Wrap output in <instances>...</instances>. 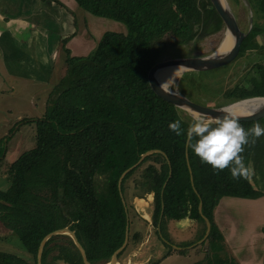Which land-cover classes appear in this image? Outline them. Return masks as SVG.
<instances>
[{"label":"trees","instance_id":"1","mask_svg":"<svg viewBox=\"0 0 264 264\" xmlns=\"http://www.w3.org/2000/svg\"><path fill=\"white\" fill-rule=\"evenodd\" d=\"M75 1L96 17L123 24L126 32L104 33L87 56H72L67 48L77 34L76 27L61 40L65 75L50 94L45 116L34 121L35 147L10 167V188L0 191V223L21 241L34 263L0 251V264H38L42 241L64 228L76 233L91 264H108L126 240V183L145 165L140 187L155 194L153 226L157 232L163 231L167 220L189 217L203 222V239L206 217L212 224L207 242L213 256L204 261L232 264L234 260L214 258L224 250L214 212L225 197L257 200L264 196V136L245 146L242 153L246 165L260 175L263 184L257 189L249 176L233 179L227 168L214 170L201 163L187 148L186 136L168 127L180 120L186 129L192 118L157 96L148 80L162 55L158 40L167 35L180 44L204 39L222 29L221 17L206 0ZM249 2L264 19V0ZM258 35L264 37V24L255 26L242 43L239 57L249 62L229 93L231 102L264 98V43L260 44ZM235 76L227 74L229 80ZM210 85L209 78L200 85L206 97H227L229 86H218L216 91ZM240 123L245 129L256 123L264 126V120ZM154 150L162 153L147 156L120 186L123 173ZM42 264L84 261L69 235H56L45 244Z\"/></svg>","mask_w":264,"mask_h":264},{"label":"rangeland","instance_id":"2","mask_svg":"<svg viewBox=\"0 0 264 264\" xmlns=\"http://www.w3.org/2000/svg\"><path fill=\"white\" fill-rule=\"evenodd\" d=\"M206 1L209 2V0ZM224 1L236 18L240 29L246 35L250 33L255 26L262 28L264 19L261 18V15L257 14L253 8L254 6L250 4L249 0ZM83 12L86 14L85 20H80V26L86 27L85 21H89V24L101 30V33H103L101 35L96 31H92V40L96 42V45L98 43V38H102L104 33L126 30V27L121 23L96 17L84 10ZM80 26H77L76 30H79ZM227 30L228 29L223 23L222 29L218 32L204 39H195L188 44H180L175 37L167 35L156 43V46L162 53L159 62L190 57L212 56L220 47ZM81 36L83 37L84 35L81 33ZM256 38L260 44L264 43V37H262V35H258ZM246 59L238 57L225 69L214 72H183L177 80L169 86V90L177 92L179 95L187 97L193 102L212 108H221L239 103L240 101L231 102L233 98H231L229 93L235 88L234 85L239 80L237 77L242 75L241 68L246 61L249 62V60ZM3 63L4 62L0 60V191H7L11 185L9 179L10 167H12L24 153L33 149L36 145V123L30 120L32 117L29 116L32 115L33 103L32 100H23L20 96L23 91H27L30 95L29 90L38 85H31L28 81L13 80L10 76L6 75V73L2 72L1 65H5ZM262 63L264 64V60H262ZM230 73L236 74L233 80H229L227 77V74ZM206 78H209L211 82L210 86L215 87L216 91L218 86H229L230 89L227 92V97H206L200 88V85ZM24 86L27 87V90ZM178 109L180 113L187 118L198 117L185 108ZM42 111H44V108H41L38 114ZM35 115H37V113ZM19 117L23 119H19ZM146 166L147 165L142 167L139 170L141 172L136 173L125 186L124 197L128 208L127 211H129V223L131 222L129 242L131 240L135 241V234H138L135 232V229L138 230V227L141 228L140 224H137L135 228L132 227V224L136 223L137 220L141 221L140 215L146 213L144 208H137L135 204H133V200L136 196H140L141 194L142 196L144 195V197L146 196V193H143L144 189L140 187L142 172ZM249 169L250 174L248 176L252 184L255 188L261 189V184L263 183L260 184V175L255 171L252 165L249 166ZM137 209L141 211L138 213ZM149 213L153 216L154 206L149 209ZM214 220L219 228L220 234L224 237L222 243L224 250L220 255H214L215 260H219V258L222 257L224 260H234L232 264H264V196L257 200L225 197L221 200L214 212ZM150 222L152 223L150 233L146 235L144 232V235L150 236V238H148L149 240L144 246L142 253L143 257L141 258V255L139 256V259L143 261L147 260V258L149 259L146 264H196L198 261L203 262L205 259L208 261V259L212 258L213 254L209 252L208 239L204 242L201 239L204 234L203 222L194 221L189 217L179 221L173 220V224L176 225L174 229L169 226L170 222L167 220L165 225H162V232L161 230L157 232V229L153 226L152 219H150ZM142 239L147 238L143 236ZM165 243L170 247H167ZM134 244H136V242ZM0 251L15 254L34 263L33 256L27 252L21 241L1 223ZM183 251L186 253L181 254ZM169 255L172 256L168 258ZM204 264L208 263L204 261Z\"/></svg>","mask_w":264,"mask_h":264},{"label":"crops","instance_id":"3","mask_svg":"<svg viewBox=\"0 0 264 264\" xmlns=\"http://www.w3.org/2000/svg\"><path fill=\"white\" fill-rule=\"evenodd\" d=\"M58 1L60 4L43 0H0V60L5 64L1 65L2 72L13 80L38 85L29 88L30 95L23 91L24 94L20 96L23 100H32V115H29L32 121L44 117L50 94L65 75L61 40L76 31L75 27L80 26L81 19L85 20L86 14L75 0ZM88 22L85 21L86 27L80 26V31L77 30V34L67 44L72 56H87L94 50L96 42L92 40V31L103 34ZM120 32L124 33L126 30ZM24 88L27 90L26 86ZM41 108H44V111L38 114ZM143 193H146L147 197L141 194L133 200L137 208H144L146 212L140 213L141 221L137 220L132 224L134 228L137 224L141 225V228L135 229L138 239L129 242L125 255L123 254L120 260L118 258V264H146L149 261L148 258L145 261L140 260L139 256L143 257L144 246L150 238L146 235L152 229L150 219L153 221V216L151 217L149 209L154 206L155 194L145 190ZM140 211L137 209L138 213ZM168 222L169 226L176 228L173 220ZM130 224L131 222L129 227ZM143 236L147 239H142ZM170 256L172 255L168 258Z\"/></svg>","mask_w":264,"mask_h":264},{"label":"water","instance_id":"4","mask_svg":"<svg viewBox=\"0 0 264 264\" xmlns=\"http://www.w3.org/2000/svg\"><path fill=\"white\" fill-rule=\"evenodd\" d=\"M209 2L213 5V7L217 11L218 15L221 17L224 25L226 26L228 31L231 33V35L234 37V44H233L232 50L228 54H226L224 56H220V57L212 55L209 57H190V58H182V59L158 62L156 65H154L152 67V69L150 70L149 75H148L149 84L157 96H159L164 101L169 102L170 104H173L177 108H185V109L191 111L192 113L195 114V116L197 115L198 117H200L201 115L218 116V115H222V113L217 111L220 108H212V107H208V106L198 104L196 102L191 101L187 97L179 95L177 92L166 89L165 87H163L159 83V81L157 80L156 77H157L158 72H160L163 69H167V68H171V67L172 68H181V69H183V72H186V71H194V72L210 71V72H214L216 70H220V69H223V68L229 66L239 57L240 52H241L242 43L246 37V34L240 29L236 18L234 17L232 12L230 11V8L228 7V5L226 4L225 1H223V0H209ZM252 99H254V98H252ZM248 101H249V99H248ZM242 102H245V101L244 100L240 101L239 103L230 105V107L233 108L234 106H236ZM262 106H264V104ZM232 111H233V113H235L237 116L240 117V122H257V121L264 120V110H260V111L255 110L252 113L245 114V115L237 114V112H235L234 109ZM154 153H162V152L158 151V150H154V151H149V152L143 154L141 156L140 162L137 165H135L134 167L130 168L129 170H127L126 172L123 173V175L121 176L120 181H119L120 186L122 185V181L125 178V176L131 170H133L135 167H137L147 156L152 155ZM188 157L189 156L187 153V159H189ZM190 171H191V168H190ZM191 173H192V171H191ZM123 198H124V196H123ZM124 203L126 204L125 200H124ZM199 212L201 215H203L202 204L199 207ZM204 219H205V222L207 225V231H206V235L202 239L203 242L208 239V237L210 236L211 231H212L211 221L206 217H204ZM129 231H130V227L128 224L127 230H126V240H125L123 246L115 252L112 260L108 264H118L119 254L128 245ZM56 235H69L73 239L78 250L80 251L82 258H83V261H84V264H91L88 260V257H87V254H86L84 247L82 246V244L78 240L76 233L69 228L57 230V231L49 234L42 241L40 249H39L38 258H37L38 264H42V256H43V251H44V247H45L46 242L51 237L56 236Z\"/></svg>","mask_w":264,"mask_h":264},{"label":"clouds","instance_id":"5","mask_svg":"<svg viewBox=\"0 0 264 264\" xmlns=\"http://www.w3.org/2000/svg\"><path fill=\"white\" fill-rule=\"evenodd\" d=\"M264 110L261 106L257 111ZM218 116L201 115L194 117L186 129L181 128V121L170 122L168 127L176 135L186 136V146L201 161L214 170L228 169L233 179L247 178L250 169L242 153L245 146L254 144L256 139L264 136V126L259 123L245 129L240 117L224 106L217 110Z\"/></svg>","mask_w":264,"mask_h":264},{"label":"bare ground","instance_id":"6","mask_svg":"<svg viewBox=\"0 0 264 264\" xmlns=\"http://www.w3.org/2000/svg\"><path fill=\"white\" fill-rule=\"evenodd\" d=\"M233 44H234V37L227 30L220 47L218 48L216 53H214L213 55L220 57V56H224L228 54L232 50ZM182 72H183V69L181 68L171 67V68L163 69L160 72H158L156 78L163 87H165L166 89H169V86H171V84L177 80V78L182 74ZM244 101L245 102H242L234 106L233 108H231V110L234 109L235 112H237V114L245 115V114L252 113L253 111L257 110L264 104L263 98L249 99V101L247 99Z\"/></svg>","mask_w":264,"mask_h":264}]
</instances>
